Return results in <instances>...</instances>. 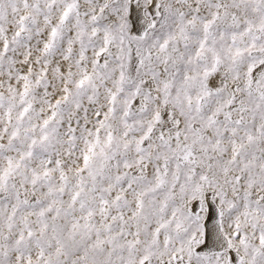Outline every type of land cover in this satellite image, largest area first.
Masks as SVG:
<instances>
[{
	"label": "snow or ice",
	"instance_id": "snow-or-ice-1",
	"mask_svg": "<svg viewBox=\"0 0 264 264\" xmlns=\"http://www.w3.org/2000/svg\"><path fill=\"white\" fill-rule=\"evenodd\" d=\"M0 264H264V0H0Z\"/></svg>",
	"mask_w": 264,
	"mask_h": 264
}]
</instances>
